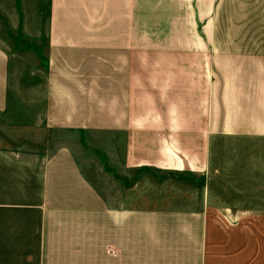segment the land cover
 <instances>
[{"label":"crops","instance_id":"0c3cea01","mask_svg":"<svg viewBox=\"0 0 264 264\" xmlns=\"http://www.w3.org/2000/svg\"><path fill=\"white\" fill-rule=\"evenodd\" d=\"M0 33L45 40L41 105L0 44V264H264V0H0Z\"/></svg>","mask_w":264,"mask_h":264},{"label":"rangeland","instance_id":"374dc122","mask_svg":"<svg viewBox=\"0 0 264 264\" xmlns=\"http://www.w3.org/2000/svg\"><path fill=\"white\" fill-rule=\"evenodd\" d=\"M22 38L18 42H15L12 37ZM28 38V39H25ZM43 37H35L30 35H23L19 33L7 34L0 33V44L6 47L7 51L11 54L12 57V66H11V85L12 88L21 90L24 93L25 97L31 96V91L27 92L28 85L27 80H29L31 73L36 72V83L39 82V86L33 94L36 96L39 104L41 105L44 94V54H45V42ZM33 78V77H32ZM27 85V88L25 87ZM48 136L49 139H52L54 136L57 139V143L54 145L61 144V141H68L72 144L80 162L83 164L85 171L91 179V181H98V177L95 175V170L90 168L87 163L83 162L81 154V147L78 142V135L70 134L66 131H45V137ZM85 139H89L91 142L97 140V137L92 135H85ZM96 139V140H95ZM99 139V138H98ZM100 141V140H98ZM229 168L245 169V175L242 177L234 176L229 177L225 174L226 170ZM253 170H255L252 161H219L217 171L215 172L213 184L218 186V190L222 191V194L225 200L237 201L243 199L244 201H253L256 196H260L255 191V182L253 181ZM254 187H253V186Z\"/></svg>","mask_w":264,"mask_h":264}]
</instances>
